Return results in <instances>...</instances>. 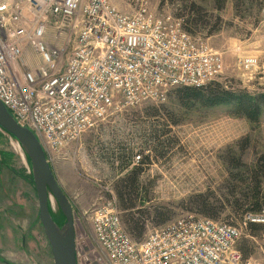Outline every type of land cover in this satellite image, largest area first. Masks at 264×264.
<instances>
[{
    "label": "built area",
    "instance_id": "built-area-1",
    "mask_svg": "<svg viewBox=\"0 0 264 264\" xmlns=\"http://www.w3.org/2000/svg\"><path fill=\"white\" fill-rule=\"evenodd\" d=\"M182 23L157 18L146 2L125 13L109 0H0V102L37 135L51 162L73 161L68 150L114 113L162 103L171 90L206 85L220 72L219 54ZM132 144L124 166L116 149L108 160L102 155L105 167L118 173L82 212L95 248L81 232L77 264H102L98 251L103 264H264L242 255L235 226L264 224V211L237 224L192 214L151 229L147 221L145 236L132 239L112 189L144 156L152 157L141 141Z\"/></svg>",
    "mask_w": 264,
    "mask_h": 264
},
{
    "label": "rangeland",
    "instance_id": "rangeland-1",
    "mask_svg": "<svg viewBox=\"0 0 264 264\" xmlns=\"http://www.w3.org/2000/svg\"><path fill=\"white\" fill-rule=\"evenodd\" d=\"M109 1L125 13L136 11L141 3L146 2L148 9L157 18L171 16L174 20L182 19L184 22L187 16L184 6L194 4L200 7L206 24L191 26L190 35L217 52L221 58V70L213 82L229 91L264 93V0ZM184 22L182 27L186 30ZM246 59L252 61L246 63ZM170 93L162 103L145 101L136 107L124 108L85 133L68 150L69 153L74 152L73 161L51 162L40 143L60 189L72 205L76 245L78 236L84 232L89 247L95 248V241L91 237V222L82 212L106 191V187H111L110 182L118 173V170L112 171L105 167L95 147L103 146V142L110 143L115 138H124L130 147H135L132 143L136 141L139 127L145 125L149 128L155 118L165 121L161 115L149 116L146 110L152 106L161 105V108L173 115L176 123L170 129L176 134L178 145L166 158H157L156 164L148 171L154 178V186L148 195L147 204L142 206L146 209L144 215L150 224L149 229L153 224H161L151 218L159 209H164L167 214L165 219L168 220L163 223L187 214L203 217L190 198L208 190L213 200L215 195L224 197L232 194L229 187L232 184L231 175L251 169L257 159L264 155L263 115L252 123L242 116L234 115L228 106H204L198 103L183 105L178 102L175 94ZM262 183L264 189V179ZM49 210L55 223L63 226L65 217L51 195ZM227 213V210H223L218 218L234 224L241 221L235 213L234 216L226 217ZM122 220L125 227L130 229L127 218ZM148 226H144L145 232ZM235 226L241 229L237 246L245 245L248 250L246 258L251 257L263 263L264 228L250 230L247 225ZM145 234L136 231L131 233L135 239H142ZM84 251L88 254L89 249L84 248ZM97 259L102 264L106 263L100 251ZM80 263L97 264L95 260L86 263L82 259ZM0 264H53L38 216L37 195L29 159L20 144L2 128Z\"/></svg>",
    "mask_w": 264,
    "mask_h": 264
},
{
    "label": "trees",
    "instance_id": "trees-1",
    "mask_svg": "<svg viewBox=\"0 0 264 264\" xmlns=\"http://www.w3.org/2000/svg\"><path fill=\"white\" fill-rule=\"evenodd\" d=\"M184 9H187V16L185 22H183L189 34H191V26L206 24L200 7L190 4L184 6ZM171 93L175 94L178 102L183 105L198 103L204 106H228L234 115L242 116L252 123L261 115L264 116V93L251 94L245 91H229L222 88L218 83H214L213 80L200 87L176 88ZM160 106H152L146 112L152 117L161 115L165 121H159V119L155 118L154 121H151L152 125L149 128L145 125L144 127H139L135 135L136 140L150 147L152 157L144 156L137 166L117 178L112 184V189L118 200V206L124 211L121 220L127 218L131 226L130 229H127L122 220L124 229L134 240L140 239L133 238L132 232L146 233L144 226L147 227L148 219L144 215L146 209L142 205L147 204L148 195L152 191V186H154V178L148 173L150 164L156 162L157 158H166L178 145V138L170 129L176 121L172 114ZM115 149L125 155L122 165H126L131 147L130 143L128 144L124 138H115L110 140V143L103 142V146L95 147L96 153L100 157L104 156L107 160L114 156ZM232 162L235 163L236 161L232 160ZM262 179H264V155L257 159L251 169H245L240 173L231 175L232 184L229 187L232 194L230 193V195L224 197L215 195L213 200L210 199L211 194L208 190L190 198V201L198 208L203 217L227 222L218 218L223 210H227L226 217L234 216L233 213H235L238 219L242 221L248 213L256 214L264 211ZM166 215L164 209L156 211L154 215H151V218L152 220L156 219L157 223L160 222L161 224L153 225L157 226L167 223H163L168 220L165 219ZM151 223L154 222L152 221ZM232 224L234 223L232 222ZM247 226L250 230L264 228V224L261 223L248 222ZM238 248L242 255L247 257L248 250L245 245L241 244Z\"/></svg>",
    "mask_w": 264,
    "mask_h": 264
},
{
    "label": "water",
    "instance_id": "water-1",
    "mask_svg": "<svg viewBox=\"0 0 264 264\" xmlns=\"http://www.w3.org/2000/svg\"><path fill=\"white\" fill-rule=\"evenodd\" d=\"M0 128L15 138L29 159L37 195L38 216L51 251L53 264H77L72 205L60 189L40 142L34 132L20 125L1 102ZM50 195L65 217V223L61 227L51 216Z\"/></svg>",
    "mask_w": 264,
    "mask_h": 264
},
{
    "label": "flooded vegetation",
    "instance_id": "flooded-vegetation-1",
    "mask_svg": "<svg viewBox=\"0 0 264 264\" xmlns=\"http://www.w3.org/2000/svg\"><path fill=\"white\" fill-rule=\"evenodd\" d=\"M15 139V138H14Z\"/></svg>",
    "mask_w": 264,
    "mask_h": 264
}]
</instances>
